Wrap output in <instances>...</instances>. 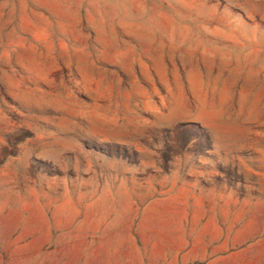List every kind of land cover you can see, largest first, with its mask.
<instances>
[{
  "label": "rangeland",
  "instance_id": "374dc122",
  "mask_svg": "<svg viewBox=\"0 0 264 264\" xmlns=\"http://www.w3.org/2000/svg\"><path fill=\"white\" fill-rule=\"evenodd\" d=\"M0 264H264V0H0Z\"/></svg>",
  "mask_w": 264,
  "mask_h": 264
}]
</instances>
